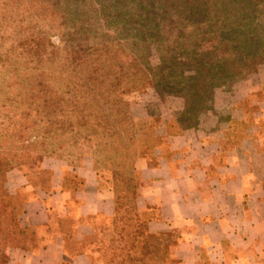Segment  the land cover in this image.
Here are the masks:
<instances>
[{
  "label": "trees",
  "instance_id": "obj_1",
  "mask_svg": "<svg viewBox=\"0 0 264 264\" xmlns=\"http://www.w3.org/2000/svg\"><path fill=\"white\" fill-rule=\"evenodd\" d=\"M108 28H122V36ZM193 28L200 36L189 45ZM260 61L264 0H0V176L45 158L70 160L87 147L97 165L123 146L127 177L120 174L118 183L131 195L127 209L138 231L115 227L122 217L114 185L113 232L98 256L102 264H167V253L157 254L172 237L149 235L136 213L137 138L122 143V98L138 90L142 76L159 97L182 98L179 115L192 118L179 120L176 133L167 128L176 135L197 125L203 98L219 81L241 80ZM244 108L251 115L259 107ZM154 129L143 142L149 149L157 143ZM17 208L0 186V264H8L21 235Z\"/></svg>",
  "mask_w": 264,
  "mask_h": 264
},
{
  "label": "crops",
  "instance_id": "obj_2",
  "mask_svg": "<svg viewBox=\"0 0 264 264\" xmlns=\"http://www.w3.org/2000/svg\"><path fill=\"white\" fill-rule=\"evenodd\" d=\"M243 83L193 128L170 134L162 118L157 143L135 161L136 213L149 235L172 237L167 264H264V96ZM248 100L259 107L251 115ZM102 172L88 153L4 172L0 186L17 204L21 231L7 263L102 264L97 247L116 217Z\"/></svg>",
  "mask_w": 264,
  "mask_h": 264
},
{
  "label": "rangeland",
  "instance_id": "obj_3",
  "mask_svg": "<svg viewBox=\"0 0 264 264\" xmlns=\"http://www.w3.org/2000/svg\"><path fill=\"white\" fill-rule=\"evenodd\" d=\"M105 32L110 34L111 36H122V28H108L105 30ZM186 36L189 45H193L199 38L200 32L197 28L188 29L186 32ZM53 41L55 44H57L58 38L54 37ZM140 80L141 83L140 87H138V90L127 96H124L122 98V104L120 106V109L122 111V120L124 121V124H122V143L125 141L124 139H129L131 135L133 136V138L136 137L137 142L134 143V147L132 149L133 152H135L136 157L148 153L149 148L146 145L149 143V141H151V139L147 136H150V132H153V129L158 127L159 121L162 120V118H169L167 128L171 133L178 132L177 128L179 127V123H181L179 120L185 118L189 121L192 118L191 115H187L186 117H182L179 115V113H181L184 108V102L182 98L164 96L159 97L155 90L145 80L144 76H142ZM245 80H249L251 83H253L254 90H256V92L253 94L255 95L256 99L264 96V90L263 92L259 90V86L264 85V61H260L258 68L254 73L246 76L241 80L231 82L230 84H227L225 81H219L216 84L215 88L212 89L210 95L203 98L206 108L201 110V112L197 115V118L199 119L200 116H202L205 112L212 110L214 108V103L216 102V100L219 101L222 99L221 96H226L227 100L229 101L230 94H234V92L236 94L240 93L239 86H242L244 84L243 81ZM247 102L248 104H251V100H248ZM249 108L252 109V107L249 106L247 110H250ZM181 125H184V123H181ZM243 126L244 125L242 124H236L234 126L235 131L241 132ZM143 142H147V144ZM126 143L127 142L125 141L123 145H126ZM136 144L138 145L136 146ZM122 149L123 146H118L116 148L115 151L117 152V156L115 157H112L114 151L106 153L103 159H101L99 163H97L96 168L101 173H104L102 171H106L108 174H110L109 177L111 187H113L114 185H119V190L121 192L119 215H121L122 221H117L118 223L117 225L115 224V227L120 228L122 224L125 225V230L130 235L135 230L138 231L137 222L139 221L136 222L134 213H130L127 209V206L129 205V199H127V197L130 198L131 195H127L128 193H126V187H124L123 185L121 191V184L118 183L120 174L122 176V179L127 177L124 174L126 173L125 170H123L125 156ZM89 150V147H87L86 152L88 154H91ZM102 178H104L105 181L106 175L103 174ZM136 183L137 180L133 182L135 187L137 186ZM136 240L140 239H137L136 237ZM159 251L160 252H158L157 254V256L159 257H161L163 253H167V249H160ZM134 255H139L138 251H136Z\"/></svg>",
  "mask_w": 264,
  "mask_h": 264
}]
</instances>
